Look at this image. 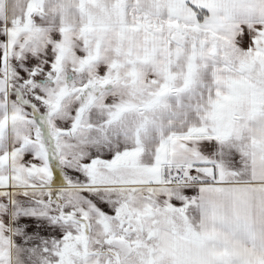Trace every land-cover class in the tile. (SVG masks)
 I'll return each mask as SVG.
<instances>
[{"label": "snow or ice", "instance_id": "obj_1", "mask_svg": "<svg viewBox=\"0 0 264 264\" xmlns=\"http://www.w3.org/2000/svg\"><path fill=\"white\" fill-rule=\"evenodd\" d=\"M0 264H264V0H0Z\"/></svg>", "mask_w": 264, "mask_h": 264}]
</instances>
